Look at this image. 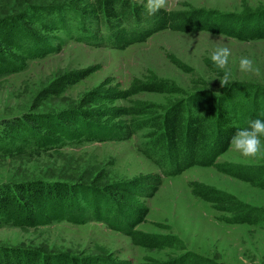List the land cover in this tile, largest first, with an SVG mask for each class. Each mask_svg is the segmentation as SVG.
<instances>
[{"label": "rangeland", "instance_id": "1", "mask_svg": "<svg viewBox=\"0 0 264 264\" xmlns=\"http://www.w3.org/2000/svg\"><path fill=\"white\" fill-rule=\"evenodd\" d=\"M129 2L131 11L139 8L135 20L140 16L148 20L135 28L154 31L142 41L113 47L111 31L100 33L98 44H87L74 31L80 21L63 17L71 9L69 16L83 15V24L97 34L90 24L91 17L98 16L92 12L95 0H0V21L17 20L18 26L9 35L3 33L5 26L0 30L2 62L20 63L21 68L9 72L8 64L4 67L8 73L0 75V122L8 118L15 126L12 130L0 127V184L18 186L31 181L69 191L66 201L45 205L29 222L0 223V247L26 252L29 256L21 259L25 264H43V257L53 264H264V220L230 223L227 219L236 213L216 207L230 208V202L242 204L246 211L264 209V181L258 182L261 186L243 181L213 165H193L181 173L166 174L171 165L147 136L153 130L150 116L185 100L189 101L186 111L195 115L194 98L204 100L205 94L222 95L234 87L239 88L234 93L245 96L244 100L235 98L234 104L259 103L264 112V38L237 39L204 28H177L178 23L192 22L191 16L203 12V22L212 19L211 23L242 29L263 23L264 0H169L168 10L162 11L174 20L160 29L154 15L146 18L143 4ZM188 12V18L179 19ZM57 16L63 17L62 30L53 26ZM104 22H99V29ZM125 24L134 26L131 20ZM30 34L46 40L44 46L35 44L38 54H29L33 53L28 51ZM47 45L51 50L43 52ZM217 46L231 49L228 67L234 82L226 87H220L218 80L223 70L210 59ZM242 57L252 59L259 72H241ZM156 82H165V90H136L140 84ZM128 89L132 90L128 96L118 95ZM252 89L254 98L247 92ZM235 111L238 116L232 122L238 125V117L242 121L243 117L238 106ZM48 116L61 124L63 134L43 129L42 134L50 139L45 146L27 145V130ZM144 121L148 123L141 125ZM216 162L233 171H264V157H242L231 145ZM144 177L148 179L137 182L138 189L130 183ZM194 183L224 192L232 200L218 205L205 201L194 195ZM152 186L156 190L149 196L146 188ZM120 199L129 206L122 212L127 218L120 221L119 230L95 218L92 209L96 205L103 206L102 214L108 216ZM70 205L75 208L68 214ZM142 210L141 221L128 227ZM47 213L52 215L48 220L42 218ZM72 216L83 220L75 222ZM131 229L164 238L166 243L136 244L128 235Z\"/></svg>", "mask_w": 264, "mask_h": 264}, {"label": "trees", "instance_id": "2", "mask_svg": "<svg viewBox=\"0 0 264 264\" xmlns=\"http://www.w3.org/2000/svg\"><path fill=\"white\" fill-rule=\"evenodd\" d=\"M130 2L129 0H95V7L93 9V13L97 12L98 16H92L91 25L97 29L96 32L90 30L88 26L83 24V15L77 16H69L72 13L70 9L67 16L63 15L64 18H67L70 22L74 19L80 21L78 26L75 27V32H77V39L87 43V44H98L96 38L100 33H104L106 31H111L114 39L112 40L113 47H125L132 43L133 41L139 42L145 39L151 31L150 28H144L141 30H137L135 25L142 26L146 21L145 18L141 16L139 19H134V14L139 13V8H133V11L130 10ZM196 12L200 11L194 10ZM192 11V12H194ZM44 12V10H43ZM46 13V12H45ZM202 14H196L193 17L191 16V21L188 23H178V29H200L204 28L207 31L214 33V34H225L228 36H232L237 39H244L245 37L249 39H257V38H264V22H257L253 23L252 26H247V28L230 26V24L223 23H211L212 19L204 20ZM85 14V13H84ZM51 15V14H48ZM56 15V14H55ZM255 15H258L257 13ZM146 18H157V25L159 29L164 27L168 22H172L174 19L169 18V14L166 16L164 11H159L153 17H150L148 13L145 14ZM190 16V12L185 14L184 16H180L179 19H186ZM63 17H58L53 21L54 25L63 29ZM82 17V18H81ZM121 18V22L117 23V19ZM178 18V17H177ZM254 18V17H253ZM85 19V18H84ZM233 19V18H231ZM22 20V19H21ZM105 20L103 23L105 28L99 29V22ZM127 20H131L134 26L129 27L125 24ZM225 20V19H224ZM17 21V20H14ZM14 21H8V19L1 20L2 28L4 26L6 29L3 31L5 35H9V33L14 32L15 30L18 31L17 23ZM20 22V21H19ZM176 22V18L175 21ZM232 24V22H231ZM246 25V23H244ZM243 25V27H244ZM189 27V28H188ZM19 28H22L19 25ZM113 28L115 32H113ZM61 33H63L61 31ZM31 38H29V46L31 48L28 50L29 54H38L40 52L37 51L35 44L37 46H44L46 45V40L40 36H35L30 34ZM2 37V36H1ZM3 39V37H2ZM5 39V38H4ZM28 48V47H24ZM47 49L43 48V52L47 51L48 49L51 50V46L47 45ZM45 49V50H44ZM38 50H41L38 48ZM4 59V54L0 53V75H5L8 73L4 67L9 64L8 68L9 72H15L20 70V66L14 63H3L2 60ZM139 85V84H138ZM165 82H156L147 84H140L137 87V91H163L165 90ZM129 90V89H128ZM123 90L119 92L118 95L124 97L128 96L132 93V90L129 91ZM235 91H239V88L234 87L230 92H225L222 95L216 94H205V98H194V111L195 115L192 113L187 112V104L189 101L185 100L184 103L175 104L173 107L167 108L163 113L154 117H149V123L153 130L147 134V136L151 137L150 142L156 147L163 155L164 159L167 161L169 165H171V169L165 171L166 174L168 172L174 174L181 173L185 169L193 166V165H203V166H210L213 165L216 169L220 171H224L230 176H234L240 180L247 181L250 183H257L264 181V171L259 169V171H249L246 168H238L235 171L231 170L230 168H223L216 162V158L224 153L230 147V140L233 134L239 128L248 127L249 122L254 119H262L264 120V112L261 109L259 103L253 102V104L246 103V104H234L233 100L235 98L242 97L243 100L245 99L244 94L234 93ZM253 94V89L247 91ZM204 96V95H202ZM236 106H238L239 110L241 111L243 121L241 120V116H239L238 125L232 122V119H236ZM53 117H47L42 120V124L33 128L28 129L25 133V140L27 145L30 144H37V146H45L46 140H50L44 134H42L41 130L45 129H52L53 133L62 132L63 134V127L60 123L56 120L52 119ZM45 122V123H43ZM139 122V121H138ZM141 125L144 123H148V121L140 122ZM139 124V123H138ZM16 125V123H15ZM18 125V122H17ZM96 125V124H95ZM7 127L8 129H14L15 126L12 125V121L10 119H5L3 122H0V127ZM85 127H91L85 125ZM99 128V127H98ZM51 130V131H52ZM2 131V128L1 130ZM120 131V130H119ZM3 132V131H2ZM116 133V132H115ZM125 133V131L123 132ZM113 134V133H112ZM69 135V134H67ZM114 135V134H113ZM87 137H93V134H86ZM116 135H114L115 137ZM52 141H56V138H51ZM50 142V144L52 143ZM186 152V154H185ZM159 166H162L161 162L157 160ZM141 179H148L147 177L139 178L134 182V188L138 189L140 186L136 184ZM151 179V178H149ZM147 181V180H146ZM154 184L158 183V180L154 179ZM264 188V185H262ZM193 193L197 197L211 202L218 205V203H227L230 199L224 192L218 191L213 188H208L200 183L193 184ZM148 192L150 196L155 192L156 186H152ZM69 194L67 189L63 190V188L54 189H47L44 185L38 183L30 182H23V184H19L18 186L14 185H5L0 184V223H11V222H21L30 221V218H33L36 212H41L45 205H59L60 203L66 201V197ZM98 200L101 197L97 198ZM113 201L115 202V197H112ZM109 200V198L107 199ZM117 204V203H116ZM114 203V209H112V215L105 216L102 214V207L100 205H96L94 209H92V213L96 219H100L105 221L110 227L115 228L117 230L120 229V221L125 220L127 216H122V212L124 213L127 210L126 201L120 199V207L117 209V205ZM231 207H223L216 206L217 209L233 212L235 215L232 219H227V222L230 223H259L264 220V209L255 207L253 209H249L246 211L243 209L242 204H232L229 202ZM72 205L69 206V211L74 209ZM134 211V210H131ZM232 213V214H233ZM145 213L142 210V213H135L136 218L130 222L128 227H132L133 225L139 223L143 218ZM133 215V214H132ZM52 215L47 213L45 216L42 215V218L48 220ZM125 217V219H124ZM133 217V216H132ZM138 218V219H137ZM72 220L75 222H82L83 219L79 217L72 216ZM11 221V222H10ZM26 223V222H25ZM12 224V223H11ZM129 237L133 240L134 243L143 245V246H160L164 243V238H159L154 235H149L142 233L136 229L130 230L128 232ZM24 251V250H23ZM23 255L28 257L29 255L26 252H22L20 248H11V247H0V264H25L22 262ZM43 264H53V262L48 261V258L45 259L43 257ZM42 260V261H43ZM63 260H60V262ZM65 261V260H64ZM67 264H69L67 262ZM178 264H198L194 261H184Z\"/></svg>", "mask_w": 264, "mask_h": 264}, {"label": "clouds", "instance_id": "3", "mask_svg": "<svg viewBox=\"0 0 264 264\" xmlns=\"http://www.w3.org/2000/svg\"><path fill=\"white\" fill-rule=\"evenodd\" d=\"M146 8L148 15H155L157 12L169 8V0H137ZM231 49L227 46H217L211 52V61L217 69L223 70L222 78H219L220 87H226L233 83L231 70L228 67ZM239 70L244 73L256 74L259 69L254 66L252 59L242 57L239 61ZM264 120L254 119L249 122L248 127L239 128L233 134L230 145L234 152L245 158L264 157Z\"/></svg>", "mask_w": 264, "mask_h": 264}]
</instances>
